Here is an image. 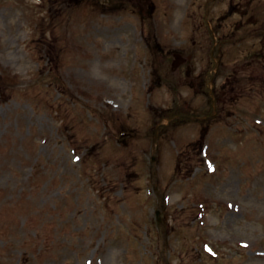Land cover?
<instances>
[{"label": "rangeland", "instance_id": "rangeland-1", "mask_svg": "<svg viewBox=\"0 0 264 264\" xmlns=\"http://www.w3.org/2000/svg\"><path fill=\"white\" fill-rule=\"evenodd\" d=\"M0 264H264V0H0Z\"/></svg>", "mask_w": 264, "mask_h": 264}]
</instances>
